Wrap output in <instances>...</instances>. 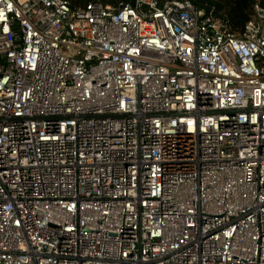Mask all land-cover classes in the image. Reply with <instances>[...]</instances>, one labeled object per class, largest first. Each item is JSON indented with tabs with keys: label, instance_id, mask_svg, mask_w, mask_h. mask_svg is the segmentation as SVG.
<instances>
[{
	"label": "built area",
	"instance_id": "built-area-1",
	"mask_svg": "<svg viewBox=\"0 0 264 264\" xmlns=\"http://www.w3.org/2000/svg\"><path fill=\"white\" fill-rule=\"evenodd\" d=\"M0 0V264H264V7Z\"/></svg>",
	"mask_w": 264,
	"mask_h": 264
},
{
	"label": "trees",
	"instance_id": "trees-1",
	"mask_svg": "<svg viewBox=\"0 0 264 264\" xmlns=\"http://www.w3.org/2000/svg\"><path fill=\"white\" fill-rule=\"evenodd\" d=\"M68 3L71 10H77L85 7L89 3H101L112 7L125 5L130 0H64ZM172 1H189L196 8L205 11L213 9L217 15L228 27L232 34L241 33L244 25L255 16L254 5L256 0H158L161 7ZM260 6L264 7V0L259 1Z\"/></svg>",
	"mask_w": 264,
	"mask_h": 264
},
{
	"label": "water",
	"instance_id": "water-1",
	"mask_svg": "<svg viewBox=\"0 0 264 264\" xmlns=\"http://www.w3.org/2000/svg\"><path fill=\"white\" fill-rule=\"evenodd\" d=\"M129 4L132 6L133 5V0H130Z\"/></svg>",
	"mask_w": 264,
	"mask_h": 264
}]
</instances>
